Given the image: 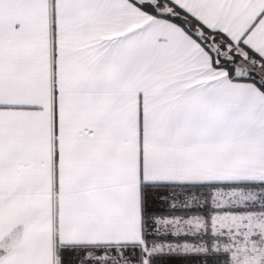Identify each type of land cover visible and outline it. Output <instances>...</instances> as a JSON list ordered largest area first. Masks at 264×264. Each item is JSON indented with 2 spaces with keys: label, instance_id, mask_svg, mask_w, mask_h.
Returning a JSON list of instances; mask_svg holds the SVG:
<instances>
[{
  "label": "snow or ice",
  "instance_id": "snow-or-ice-1",
  "mask_svg": "<svg viewBox=\"0 0 264 264\" xmlns=\"http://www.w3.org/2000/svg\"><path fill=\"white\" fill-rule=\"evenodd\" d=\"M0 264H264V0H0Z\"/></svg>",
  "mask_w": 264,
  "mask_h": 264
}]
</instances>
